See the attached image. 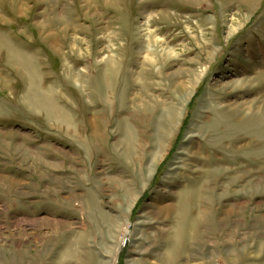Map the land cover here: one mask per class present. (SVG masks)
<instances>
[{
    "label": "rangeland",
    "instance_id": "374dc122",
    "mask_svg": "<svg viewBox=\"0 0 264 264\" xmlns=\"http://www.w3.org/2000/svg\"><path fill=\"white\" fill-rule=\"evenodd\" d=\"M77 242L264 264V0H0V264Z\"/></svg>",
    "mask_w": 264,
    "mask_h": 264
},
{
    "label": "bare ground",
    "instance_id": "6f19581e",
    "mask_svg": "<svg viewBox=\"0 0 264 264\" xmlns=\"http://www.w3.org/2000/svg\"><path fill=\"white\" fill-rule=\"evenodd\" d=\"M149 23H151V19H149V22H147L145 24L146 28H149ZM146 37H147L146 40L148 41V43L151 42L154 45H156V47H158V49H161V56L164 57V59L170 58V56H172L173 49H171L169 47H164L165 45L164 44L162 45V41L161 40H159L158 38H155V40L152 42L150 40V39H152L151 33H149V32H148V35H146ZM143 54H144L143 59L146 62V65H143V66L147 67L150 63L153 62V57H151V53L149 52V47H148V49H146V47L144 48ZM140 77L141 78L145 77V71L142 73V75ZM144 80H146V78H144ZM249 108H251V106H249ZM93 116H94V119L92 120V122L97 125L98 124V121L95 120V119H98L99 118V115L98 114H94ZM240 121L241 122H245L247 120H240ZM119 123H121V125H123L122 128H125L126 129V127H125L126 123H124V119L123 118L121 119V121ZM99 134L102 136L103 135V131L99 132ZM118 141L122 142V140H118ZM129 148H130V146H129ZM129 148L127 149V151L130 150ZM78 245H80V242L79 243L78 242L76 243V247L75 248H74L73 245H71L72 248L69 247V249L64 254L60 255V257L57 260V263L56 264H66L67 262H70V264H72V263L73 264H92V262H91L92 260L90 258H87V260L84 261V262L81 259L82 261L80 260V262L77 263L78 261L76 259H78V257H79L78 250H77V246Z\"/></svg>",
    "mask_w": 264,
    "mask_h": 264
}]
</instances>
